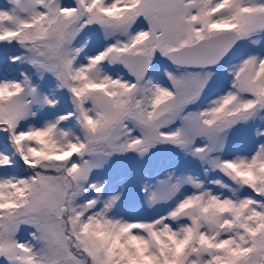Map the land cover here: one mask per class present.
<instances>
[{"label": "snow or ice", "instance_id": "snow-or-ice-1", "mask_svg": "<svg viewBox=\"0 0 264 264\" xmlns=\"http://www.w3.org/2000/svg\"><path fill=\"white\" fill-rule=\"evenodd\" d=\"M0 264H264V0H0Z\"/></svg>", "mask_w": 264, "mask_h": 264}]
</instances>
